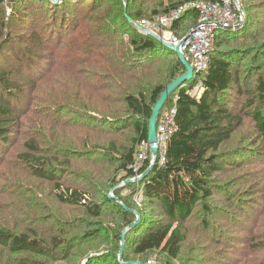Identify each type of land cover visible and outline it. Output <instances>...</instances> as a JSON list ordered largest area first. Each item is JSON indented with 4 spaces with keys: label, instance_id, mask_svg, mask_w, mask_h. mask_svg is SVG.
<instances>
[{
    "label": "trees",
    "instance_id": "16d2710c",
    "mask_svg": "<svg viewBox=\"0 0 264 264\" xmlns=\"http://www.w3.org/2000/svg\"><path fill=\"white\" fill-rule=\"evenodd\" d=\"M6 1L0 0V57L10 59L7 65L18 62L19 67L0 70V141L6 142L16 125L23 127L22 119L27 116L21 106L28 95L19 84H13L11 77H19L24 87L39 90L35 77L19 73L22 67L29 72L34 69L31 65L42 56L40 51L50 52L55 58L51 73L57 83L58 76L66 73L63 88L45 101L52 131L40 139L24 141L25 152L18 158L32 175L51 182L57 204L80 208L85 217L66 221L51 217L47 232L36 223L29 234L0 228V245L13 253L29 252L45 260H22L18 264H147L154 254L165 257L166 264H192L193 257H182L187 241L184 225L199 205L204 217L209 216L212 207L206 201L213 196L212 181L224 169L227 158L238 153L221 151L243 124L241 113L232 111L234 101L244 98L241 110L256 124L262 139L259 157L264 161V79L250 77V61L261 56L264 41L261 47L247 46L246 34L238 39L232 37L237 35L233 31L217 33L206 70L196 73L161 112L159 120L169 110L176 111V130L165 165L157 161L150 166L149 153L139 174L152 169L136 185L132 182L137 175L134 166L142 144L148 143L152 110L166 87L185 69L174 52L154 37L139 33L133 24L184 7L171 27L182 37L197 23L198 12L192 4L219 0H92L90 14L62 22L56 31L48 24L36 51L29 47V55L14 57L9 53L22 50L5 38L8 17L3 16L2 9ZM12 1L18 6L25 0ZM39 1L56 11L61 4L71 7L82 0ZM259 35L264 37V30ZM65 36L72 38L68 46L61 44ZM54 37L57 46L53 45ZM246 57H250V64L243 70L240 61ZM199 84L200 92L192 95ZM15 86L16 94L12 92ZM89 133L103 139L91 145ZM67 138L75 140L67 145ZM64 178L74 182H62ZM121 181H129L132 192L115 190L117 196L110 198L107 191ZM138 190H143L140 206L134 202ZM205 228H209L208 223ZM263 250L264 241L251 247L253 253ZM205 260L198 261L210 262H202Z\"/></svg>",
    "mask_w": 264,
    "mask_h": 264
},
{
    "label": "rangeland",
    "instance_id": "374dc122",
    "mask_svg": "<svg viewBox=\"0 0 264 264\" xmlns=\"http://www.w3.org/2000/svg\"><path fill=\"white\" fill-rule=\"evenodd\" d=\"M91 1L82 0L71 7L61 4L59 10L53 11L54 7L51 8L39 0H25L22 5L18 6L12 0H7L2 9L3 16L8 17L5 38L14 41L13 43L22 50V52L9 54L12 57L29 55L26 51L29 47L36 51L40 39L42 41L43 34L48 31V24L55 27L53 31H56L62 22L67 23L77 16L83 17L85 14H90L93 10V7L89 6ZM240 1L244 10V20L237 29L232 30L234 34H237L232 37L242 39L240 35L246 34L244 43L247 46L261 47L264 37L259 34L264 30V0ZM134 29L136 30L135 27ZM127 39L126 36L125 40ZM71 42L72 38L65 36L61 44L68 46ZM32 43L34 46L31 45ZM56 44L58 42L54 37L53 45ZM260 51L263 52L260 57H254L251 61L250 57H246L240 61L243 70H246L251 63L250 77L252 80L258 76L264 79V49ZM29 53L32 51L29 50ZM40 54L42 56L38 55L32 62L31 66H34V69L31 68V72L23 70L22 67L19 73L20 76L35 77L36 85L39 86L38 92L28 86L24 87L19 77L13 76L10 79L13 84H19L23 88L20 90H23L29 97L22 101L23 105L21 104L22 113L27 116L22 119L23 127L19 128L16 125L14 134L12 133L6 142L0 141V228L12 233L29 234L35 223L37 226L45 227L44 230L47 232L53 222L49 220L54 216L63 221L85 217L80 208H64L57 204L51 182L32 175L18 158L19 154L25 152L24 141L34 137L40 139L51 133L50 108L45 105V101L47 98H54L56 90L60 91L66 81V73L59 74V83L55 75H52L51 65L55 63V58L50 52L40 51ZM1 59L3 62H0V70H17L19 67L18 62L7 65L10 59L6 61L0 57ZM41 77H43L41 81H38ZM1 86L0 83V95L2 94ZM16 90L18 89L15 86L12 92L16 94ZM191 94H198L197 87ZM243 100L244 98L231 104L232 111L236 114L241 113L243 124L221 151L238 153L227 158L224 169L219 171L212 181L213 196L206 201L212 207V211L209 216L204 217L205 212L199 205L194 216L184 225L187 241L183 247L182 257H193L192 264H200L199 259L210 260L208 263V260L202 261L207 264H260L264 262V250L256 253L251 251L253 245L264 241V161L259 157L262 150V139L254 120L244 110H241L240 102ZM26 130L30 134L26 133ZM73 131L79 134L83 132L82 130ZM36 134H41V137ZM89 134L91 145L103 139L95 133ZM74 136L76 137V134ZM85 137L88 136L84 135ZM74 140L75 138L69 140L67 138L64 144L71 145ZM145 151H147V156L151 154L149 146ZM64 181L74 182L72 178H64L62 182ZM128 182L121 181L114 189L107 191L109 197L117 196L115 190H126L125 194L132 192L127 185ZM138 182L140 180L135 181L136 185ZM206 223L209 228H205ZM195 259L198 260L195 261ZM22 260L45 262L33 253H13L0 245V264H18ZM150 261L151 264L168 262L165 257L157 254H154ZM46 263L65 264L62 261L55 263L46 261Z\"/></svg>",
    "mask_w": 264,
    "mask_h": 264
},
{
    "label": "built area",
    "instance_id": "2783aa9c",
    "mask_svg": "<svg viewBox=\"0 0 264 264\" xmlns=\"http://www.w3.org/2000/svg\"><path fill=\"white\" fill-rule=\"evenodd\" d=\"M198 12V19L195 32L190 30L185 36L179 37L173 33L171 27L181 16L184 7L172 12L169 15L156 16L151 20H142L140 25L144 31L138 30L144 35L155 36L159 42L177 46L180 52L187 58L195 69L196 73L206 70L209 62V55L215 43L216 35L220 31H232L237 29L244 20V10L240 0H219L215 3H194L191 5ZM134 26V25H133ZM135 27V26H134ZM136 28V27H135ZM137 30V29H136ZM195 73V74H196ZM201 84L197 86L200 92ZM175 109L169 110L159 120L157 126V146L159 165L166 163V152L172 135L176 130L174 116ZM151 146L147 143L142 144V151L138 156V161L134 166V172L137 174L132 181H138L142 177L139 174L140 168L147 158L146 148ZM153 164L151 159L150 166ZM134 197V202L140 206L143 199V190Z\"/></svg>",
    "mask_w": 264,
    "mask_h": 264
},
{
    "label": "water",
    "instance_id": "95a60500",
    "mask_svg": "<svg viewBox=\"0 0 264 264\" xmlns=\"http://www.w3.org/2000/svg\"><path fill=\"white\" fill-rule=\"evenodd\" d=\"M54 3H59L64 0H50ZM131 22V21H130ZM132 23V22H131ZM137 30L144 31V29L138 25L137 23L133 24ZM196 28L192 30V32H195ZM154 37L156 40H158L155 36ZM159 41V40H158ZM163 46L174 52L178 58L181 64L183 65L185 72L182 76L177 78L175 81H173L169 86L166 87L162 95L160 96L159 100L155 104L153 110H152V115L149 119V134H148V144L151 146V154H152V159H153V164L152 167L156 164L158 160V151L159 148L157 146V126L159 124V118L161 115V112L165 105L169 102L170 98L182 87L185 86L186 83L191 82L194 79L195 76V69L193 66L190 64V62L187 60V58L180 52L179 47L177 46H172L167 43H162ZM152 167L144 174L139 180L143 179L148 172L152 169ZM134 182V181H132ZM114 198V197H113ZM140 218L138 217L137 223L139 222ZM136 224H133L132 227H134ZM131 227V228H132ZM124 243H125V236L124 234L122 235V242H121V248H120V253H119V259L122 262L123 259V250H124ZM126 264V263H124ZM127 264H142V263H137V262H132V263H127ZM151 264V263H147Z\"/></svg>",
    "mask_w": 264,
    "mask_h": 264
}]
</instances>
